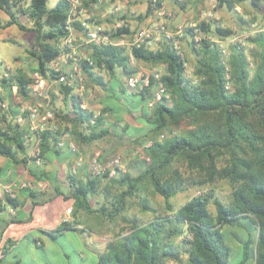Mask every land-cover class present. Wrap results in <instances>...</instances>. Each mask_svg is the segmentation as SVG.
<instances>
[{
  "label": "trees",
  "instance_id": "16d2710c",
  "mask_svg": "<svg viewBox=\"0 0 264 264\" xmlns=\"http://www.w3.org/2000/svg\"><path fill=\"white\" fill-rule=\"evenodd\" d=\"M48 1L0 0V9L8 16L5 21L0 20V28L16 25L33 32L34 44L27 53L35 60L36 69L53 79L50 63L62 52L59 46L66 34L70 4L69 0H56L50 6ZM94 1L80 0L88 11ZM212 1L234 10L236 1L241 0ZM251 2L260 7V0ZM150 12L147 4L145 16ZM19 15L28 18L31 26L22 24ZM237 19L242 27H249L252 22L239 14ZM197 27L203 34L200 40L195 39L193 27H187L182 36L191 45L190 62L165 38L151 47L84 46L92 64L84 63L83 72L97 84L103 82L94 69L113 72L119 67L127 75L142 62L163 66L159 81L168 92V98L150 107L147 103L145 108L140 107L148 128L142 139L152 140L145 149L147 159L143 169L136 175L118 170L110 176L103 192L106 200L96 208L112 220L127 208L130 198L136 197L143 211L151 210L152 217L142 222L131 221L127 230L106 242L95 264H229L230 247L222 228L240 218L247 219L249 230L244 256L250 257L253 264H264V30L246 37L250 48L231 45L224 64L218 43L207 36L223 38L234 31L212 17L201 20ZM106 30L114 36L130 32L113 26ZM130 54L138 63L134 67L130 64ZM9 80L17 85L21 98L30 97L32 79L28 75L18 70L10 79L1 78L3 89L10 85ZM154 83L151 78L149 87L135 89L133 94L147 101ZM59 90L72 102L75 115L69 117L65 113L60 117L54 111L55 119L60 117L59 121H65L66 125L40 132L43 158L48 151L59 149L57 138L63 131H68L77 145L104 138L109 132L103 126L101 112L91 124L89 119L94 112L80 107L79 96L63 84H59ZM3 98L0 93V100ZM16 113L11 105L7 111H0V154L9 158L24 151L29 134L26 126L13 121ZM160 134L164 137L158 140ZM108 176V173L89 176L82 183L72 174H66L74 198L73 213L76 209L92 210L89 197L96 192L102 178ZM46 178L52 183V179ZM217 179H226L231 188L226 202L211 189L174 209L170 198L177 192ZM114 185L120 189L112 193ZM149 188L152 194L163 198L160 209L151 207L150 200L141 194ZM56 192L60 193L58 188ZM211 204L214 212L210 210ZM72 227L71 222L62 221L51 232L55 235Z\"/></svg>",
  "mask_w": 264,
  "mask_h": 264
},
{
  "label": "rangeland",
  "instance_id": "374dc122",
  "mask_svg": "<svg viewBox=\"0 0 264 264\" xmlns=\"http://www.w3.org/2000/svg\"><path fill=\"white\" fill-rule=\"evenodd\" d=\"M27 3L29 0H23ZM56 0H49L50 6L55 4ZM166 1V2H164ZM163 7L166 11L165 16L162 18L166 28L174 32L177 29L178 24L189 25L190 23H198L205 18L216 19L221 25L230 27L235 33L243 36L244 46L251 47L246 40V37L256 32L257 29H261L264 26V0H260V7H255L251 0L236 1L234 10H229L225 6H218L212 0H182L176 2L175 0H161ZM148 0H130L126 6V12L124 17L130 19L136 26L145 24L148 21V16H145ZM104 8L99 11L97 17L99 22L105 28L112 27V20L109 23L107 17L101 16ZM202 13H198V12ZM198 13V14H197ZM0 18H6V15H2ZM243 15L245 19L251 20L249 27H242L238 25L237 15ZM141 15V18H138ZM4 17V18H3ZM179 17V21L175 26H171L169 23L174 18ZM182 18V19H180ZM156 19V18H154ZM18 20L25 26L31 25V22L24 15H19ZM185 33V32H184ZM247 35V36H244ZM203 36L202 32L198 34V37ZM226 37H223L224 39ZM200 40V39H199ZM181 49L183 56L191 59V45L187 43L182 37L180 39ZM34 44L33 32L28 30H21L16 25H11L5 29H0V70L4 65L15 66L17 59L15 56H23L25 49L31 48ZM228 45V51L230 46ZM84 49L82 48V51ZM249 50H247V53ZM189 64V63H187ZM140 70H151L153 68H160L163 71L162 65L151 66L139 62ZM190 68L187 70L189 71ZM15 72V71H14ZM98 74L102 75L105 69H97ZM31 71L28 76L31 78ZM126 75L120 70L119 67L113 69V73L109 74L108 82L110 84L108 96L104 99L103 104L110 107V115H107V128L108 134L99 139L97 145L93 150L99 149L102 152L104 160H109L113 156H119L121 168H117L121 172L128 171L129 173L136 175L144 167V162L147 159L145 155L146 143L149 139L143 140L142 136L148 129L144 119H137V116H141L140 109L137 110L134 107V103L139 108L146 107V101L139 100L135 95H129L121 91H117L116 88L124 85ZM1 85V84H0ZM49 90V89H48ZM1 95L4 97L2 100L7 102V105H14L15 101L12 97V93L8 89L1 88ZM48 93V91H47ZM51 99V98H50ZM0 100V101H2ZM23 102H30L35 105L42 99L30 96ZM88 103L99 105L98 99L94 97L87 100ZM49 105V103H48ZM7 111L4 110V112ZM100 111V110H99ZM125 115V116H124ZM124 117V118H123ZM121 119L118 121L117 119ZM139 120V124H142L141 130L135 134V129H129L128 135L134 134L133 138L126 135L125 130L128 128V122L135 123ZM112 121V122H111ZM120 122L122 126H114ZM138 123V122H137ZM123 125H125L123 129ZM178 132V131H177ZM166 132H163V134ZM115 148V149H114ZM115 174V175H116ZM87 176H91L89 173ZM109 177L102 178V181L96 192L92 193L89 197V203L91 211L76 209L73 213L74 198H61L56 196L50 198L49 192L37 194L33 197L36 201L34 214L41 219H45L47 216L52 215L53 218L58 217L59 213L64 211L67 205L70 207V222L73 226L78 227L64 230L58 234L55 238L47 237L43 245L35 248L34 251H30L21 244L19 247L13 249L12 252L6 253L0 264H95L98 256V250H103L106 242L114 238L121 231L128 229L131 221L142 222L152 217L151 210H142L139 200L136 197L129 199L127 208L117 217L110 220L107 216L103 215L100 211H96V208L100 203L106 199L104 197L105 185L109 182ZM57 188L63 194L70 195V186L67 181L65 183H56ZM120 188L117 185L112 187V193ZM213 190L216 195L222 198L225 202L229 199L231 188L226 179H217L212 183H208L202 186H188L185 189L177 192L170 198L174 209L178 208L182 203L207 190ZM53 194L56 191L52 192ZM27 192H22L20 198H26ZM143 196L150 200V206L160 209L163 205V198L158 194H152L150 188L147 191L141 193ZM210 210L214 212V206L211 204ZM26 213V211H25ZM1 214L10 216L8 211L1 212ZM22 212L18 211V215L22 216ZM75 218V219H74ZM74 219V220H73ZM246 218H240L234 221L232 224H225L222 228L225 241L230 247L229 264H253L252 259L245 257V241L248 238V225ZM53 227L54 223L50 220L46 221L45 227ZM31 240V238H28ZM100 251V252H101Z\"/></svg>",
  "mask_w": 264,
  "mask_h": 264
},
{
  "label": "built area",
  "instance_id": "2783aa9c",
  "mask_svg": "<svg viewBox=\"0 0 264 264\" xmlns=\"http://www.w3.org/2000/svg\"><path fill=\"white\" fill-rule=\"evenodd\" d=\"M130 0H96L92 3L90 10L88 11L80 2V0H69V12L66 19V34L61 41L60 48L62 52L58 54L50 63V68L54 74L53 79H48L43 76L38 69H34L31 73L30 96L40 98L41 101L38 104H31L30 102H23L17 85L9 80L10 85L7 87L9 93H12V97L15 101L14 105H11L17 109V113L14 115L13 121L19 124L28 122L29 134L26 137L25 143L29 145V154L36 165H41L43 157L40 153V132L48 128L47 122L54 118V111L52 109H43L42 103L48 101V88L51 85V81L55 83L63 84L71 89V92L77 94L79 97L83 95L85 90V80L83 74V64H92V59L89 55L81 50L82 45L95 44V45H114L125 46L127 49L132 47H151L154 43L165 38L168 42L172 43V46L176 52L183 56L181 49L180 39L183 36L187 27H193L195 32V39L198 37L199 29L195 23L189 25L178 24L177 29L174 32L169 31L163 21V17L166 11L163 4H158V0H148L151 12L147 23L136 26L130 19L122 17L126 12V5ZM181 2L182 0H175ZM104 8L101 16L112 19V26L114 28H127L129 33H122L119 36H114L106 30L105 27L99 22L97 14ZM156 18V19H154ZM79 23L75 26V23ZM264 26L256 31H263ZM247 36V35H244ZM208 39L218 43L221 50L222 62L226 64V58L228 56V45L230 44H244L243 36L239 34H231L226 38H218L214 35H208ZM130 64L136 66L137 60L130 54ZM162 73L160 68H153L151 70L133 71L126 75L124 87L130 91L135 89H142L149 87L150 79L155 80L154 85L150 88L149 97L146 101L150 107L156 101H160L164 98H168V92L163 84L159 81L160 74ZM11 67L4 66L0 72V79H10L12 77ZM0 85V90H1ZM226 88H230L229 82L226 83ZM8 109L7 102L0 101V111ZM99 111L94 112L89 121L94 124ZM2 122H0L1 124ZM164 137L160 134L158 140ZM152 140L146 143L149 146ZM57 147L67 148L75 154L74 158V171L81 167L83 163V156L79 152L76 145L71 139V134L68 131H63L58 135ZM88 172L91 176L102 175L108 173L109 176L116 174L117 168H121L119 156H113L109 160H104L102 152L99 149L93 150L87 160ZM5 194L12 195L10 187L8 185L3 186L0 189V199ZM67 212H70V208H67Z\"/></svg>",
  "mask_w": 264,
  "mask_h": 264
},
{
  "label": "crops",
  "instance_id": "0c3cea01",
  "mask_svg": "<svg viewBox=\"0 0 264 264\" xmlns=\"http://www.w3.org/2000/svg\"><path fill=\"white\" fill-rule=\"evenodd\" d=\"M1 12L4 15H6V13L2 9H0V14ZM202 12L200 11L199 13ZM7 18L8 16L6 15V18L4 19L0 18V20L5 21ZM112 19L107 18L109 23L111 22ZM178 21H179V17H176L172 21H170L169 24L171 26H175L178 23ZM30 26L31 25L27 27ZM0 29H5V28H0ZM84 46L85 45L81 46V50L82 48L84 49ZM27 49H25V53L23 56L21 57L15 56V59H17V64L15 66H10L12 74L17 73V71L20 70L24 72L26 75H28L30 71L32 72L36 68V62L35 60H33L32 57L28 55ZM96 71L97 69H94L95 74H97L98 77L101 78L103 84L102 85L97 84L96 82L91 80L87 75H85V73L83 72L84 80H85V90L83 95L79 97L80 107L93 112H97L100 110L99 113L100 112L102 113L103 122H104L103 126L106 127L108 126L106 116L110 115L109 114L110 107L104 105L103 101L108 96L109 93L108 90L111 87L108 82L109 74L111 75V73L113 72L105 70V72L102 73V75H100ZM50 83L51 85L48 88L49 90L47 95L48 101L42 103L44 104L42 105V108L52 109L53 111H56V113H59L60 117H62V115H65V113H67L69 117H74L75 114L72 110L73 108L72 102L65 99V97H63V94L59 90L58 83H55L54 80H52ZM121 87H124V85L117 87L116 90L121 91L123 93H127L129 95H134L133 94L134 90L128 91L124 87V91H122ZM93 97L95 99H98L99 105L88 103L87 100ZM137 97L139 99V96ZM137 105L139 104L134 103V107L137 110H139L140 108ZM12 108L17 110L13 106ZM60 117L56 116L55 119V115H54V118L47 122L48 128L55 129L58 127V125L64 127L66 125V122L59 121ZM123 118L117 120L120 121ZM137 119L141 120L142 117L137 116ZM139 123H141L139 122V120H136L135 123L128 122L129 124L128 128L125 130L126 135L129 136L130 138L131 137L133 138V136H135L134 134L131 135L127 134L129 129H135V134L137 135L138 134L137 132L141 130L140 126L142 125ZM22 125L27 127L29 133L30 131L28 128L29 127L28 122L26 121ZM70 125L71 124H69V126ZM113 125L122 126V123L115 122V124ZM124 127L125 125H123V128ZM71 139L83 156V163L81 167L77 168L75 171L73 168L75 154L67 148H61L58 149L57 151H53V150L48 151L47 153H45L46 158H43V162L41 165H36L33 159L31 158L29 154L30 143L26 144V147L23 152H16L14 158H9L0 154V189H2L3 186L8 185L12 193L11 196L5 194L3 198L0 199V261L2 260L3 256L6 253L12 252L13 249L19 247V245L21 244L24 246V248L30 251H34L35 248L39 247L40 245H43L47 237L55 238L58 234H60L58 233L53 235L51 231H53L62 221L70 222V216H69L70 212H67V208H70L71 205H67L64 211L59 213L58 217L56 216L55 218H53L52 215H49L45 219H41L38 216H35L34 214L36 201L33 199V197L37 196V194L40 193L49 192L50 198L61 196V198L66 197L73 200L71 198L72 196L71 194L67 195V193L63 194L62 192L60 193L56 192L53 194L52 192L56 191L57 189V188L55 189V187H57L56 183L58 182L65 183V181L68 182L66 178V174L68 173L72 174L75 179L81 181L82 183H84L88 179L87 174L89 172L86 162L90 154L92 153L94 146L97 145V142L99 140H94L93 142L90 143H80L79 145H77L76 140L73 138V136H71ZM46 177L52 179V183H50ZM22 192H27L26 198H22V199L20 198V194ZM9 198H11L12 200H9ZM4 211H8L10 216L7 217L6 215L1 214V212ZM18 211L23 213L22 216L18 215ZM48 220L54 223L53 227L50 228H47V226L45 227L46 221ZM78 226L79 224H77V226H74L72 228ZM28 238H31V240H29ZM100 251L101 250H98L97 254H99Z\"/></svg>",
  "mask_w": 264,
  "mask_h": 264
}]
</instances>
